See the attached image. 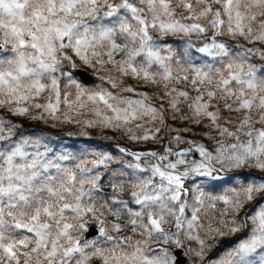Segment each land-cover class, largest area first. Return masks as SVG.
<instances>
[{
    "label": "snow or ice",
    "instance_id": "obj_1",
    "mask_svg": "<svg viewBox=\"0 0 264 264\" xmlns=\"http://www.w3.org/2000/svg\"><path fill=\"white\" fill-rule=\"evenodd\" d=\"M177 34L189 38L186 55L193 47L190 38L202 39L196 51L218 66L196 67L188 56L173 67L172 49L156 37ZM225 36L245 44L233 49L219 39ZM257 44L264 45V0H0V110L31 120L81 123L76 117L87 109L96 117L82 121L88 128L103 126L122 130L132 141H155L168 112L154 106L146 93L124 85L121 78L131 76L163 86L161 99L168 98L171 119L218 133L206 134L216 142L212 151L176 135L170 144L190 147H165L163 153L118 147L119 158L95 151L98 159H80L72 168L58 162L69 156L48 158L46 144L44 152L38 150L43 136L14 140L19 125L0 116V264L202 261L207 245L199 234V214L205 198L213 199L209 193L221 186L225 194L215 199L226 207L219 213V227L209 225L207 234L215 239L240 232L248 220L253 228L211 264H264V63L253 60L264 62V49L246 46ZM162 50L169 55H161ZM153 64L159 72L149 71ZM113 70L119 75H111ZM88 71L119 91L96 84ZM102 71L109 74L99 75ZM181 82L195 95L175 86ZM181 103L188 113L177 116ZM145 117L160 126L137 135L134 129L144 126L135 122ZM29 146L37 150L29 152ZM192 152L200 158L189 165ZM113 161L122 167L112 172L110 186L114 193L130 188L127 200L98 195L102 177L95 170ZM181 165L188 166L179 171ZM189 180L194 183L186 186ZM209 182L221 183H212L206 193L202 185ZM250 204L254 208L244 220L223 218L239 216ZM125 227L138 238L124 234ZM192 240L198 249L188 247L186 241Z\"/></svg>",
    "mask_w": 264,
    "mask_h": 264
},
{
    "label": "rangeland",
    "instance_id": "obj_2",
    "mask_svg": "<svg viewBox=\"0 0 264 264\" xmlns=\"http://www.w3.org/2000/svg\"><path fill=\"white\" fill-rule=\"evenodd\" d=\"M210 35V33H209ZM161 43L167 45L172 49V65L173 67L176 66V62L179 61L180 63H184L185 59H187L188 56L192 58V63L196 67L203 66L205 63L209 64H217L216 61H213L211 57H207L202 53H198L196 51L197 47H201L203 45V40L197 38L196 36H192L190 38L191 43L193 47L187 49V55L185 53V46L186 43L189 41L188 37L183 36L182 34H177L175 36H168L164 38L156 37ZM219 39L224 40L227 44L230 45L233 49H237L238 45L245 44V42L242 39H236L233 40L227 36L220 37ZM248 47H259L264 49V45L257 44V45H246ZM161 55L167 56L169 55L167 50H162ZM123 58V54L120 56H117V59ZM253 60H255L257 63H264L259 60L258 57H253ZM137 61L139 63H143V58L138 57ZM218 66V64H217ZM107 68H111V66H106ZM149 71L156 73L160 71V68L158 65L153 64L152 67L149 69ZM94 79L95 83H104L105 87H108L113 92H118L119 89H111L110 85H107L106 82H101L98 78V75L92 73L89 71ZM107 72H100L99 75H108ZM113 76L119 75L114 70L110 73ZM192 73H189V76L191 78ZM158 78V77H157ZM124 85L131 86L136 89V92H143L146 93L150 97V102L154 106H161L167 110L168 112V118L165 121V126L161 127V131L157 134L156 140H149V141H132L128 138V134L124 133L122 130H111L106 129L103 126L99 127H93L88 128L85 126L82 121L89 120V119H96L94 115H92L87 109L83 110V115L80 117H76V119L80 120L81 123H75V122H64L56 121L52 119L45 120H31L28 117H13L10 116L6 111L0 110V116H2L6 120H12L13 123L19 125V127L16 130V136L13 137V139H17L21 135L24 136H31L33 139L43 136L44 140L42 141L41 146L39 147V151L44 152V144L48 146L51 151L47 153L48 158L55 159L57 156L60 155H67L69 156L68 160L65 161H58L62 163L64 166L72 167L74 168L75 164L80 159H87L89 161H92L94 159H98V157L94 156L92 153L95 151H104L112 154L114 157H121L123 154L119 153L117 151L118 147H124L128 149L129 151L133 152H147V151H156L157 153H163L165 147H172L173 151H180L182 149L190 147L187 143H181L179 145L170 144L169 141L172 137L179 135L181 136L182 140L185 141H193L194 143H201L204 144L206 148H208L210 151L214 150L215 147H217L215 140H211L209 144H206L204 141H201L197 137H195L194 131H192L193 125L190 122H186L184 120H180L179 118L176 120L171 119V109L168 105V98L164 97L163 100L161 99L163 95V86L162 85H152L149 83H145L142 80H138L134 77H122ZM180 90L189 91L190 95H195L194 92L191 90V86H186L184 82H181L179 84L175 85ZM70 92H72L70 89H68ZM123 96L130 97L132 99H138L139 97L133 93H120ZM75 91L72 92V95L69 97L70 99H74ZM39 102H44L43 99H41ZM64 105H61L62 110L64 109ZM181 109V113H178L177 116L181 114H187L188 109L185 104L181 103L178 105ZM110 114V113H109ZM135 123H140L144 127L142 129H134L135 133L137 135H143L144 131L147 129H154L155 127L160 126L159 122H149L148 118L145 117L143 120L137 121ZM259 126V125H257ZM205 127V126H204ZM166 128H172V129H178L179 131H168ZM190 129V131H184V129ZM206 128V127H205ZM57 129H60L59 134ZM207 131L209 129L206 128ZM212 136H217L218 133L211 134ZM105 141V144L104 142ZM226 143H230L225 141ZM232 142V141H231ZM29 152L36 151L37 149L33 146H29L27 149ZM189 165L192 163L193 160H198L199 154L196 152H192L189 154ZM125 160H131V157H123ZM173 161L175 160V157H170ZM143 163V161H141ZM188 165H181L179 167V171L184 170V168ZM89 167H91V164H89ZM111 167V168H109ZM122 164L117 163L116 161L110 162L107 168H104L101 166L100 168L96 169L95 171H98L101 173V181L100 183L104 185H108L111 190H113L110 186L112 183L113 178L111 176L112 172L121 168ZM219 167V165H217ZM109 168V169H108ZM126 171L130 172V169H126ZM258 174V173H257ZM229 175H231L229 173ZM199 180V178H197ZM194 183V181L189 180L186 182V185H190ZM212 183H219V182H209L206 184H203L202 187L204 188L205 192L208 193V189L211 187ZM226 187L221 186L218 187L215 191L209 193L210 196L213 197V199L209 200L205 198V205L201 212L204 213H210L211 216L204 221L200 218V223L203 225V228L199 230V234L202 239L205 240L207 245V250L205 253L204 259L201 261L198 258L192 259V264H211V262L221 258L224 256L228 251H230L232 248H234L238 243H240L243 239H247L250 235L253 224L250 220L247 221L245 226L241 229L240 232L230 234L224 237H217L215 239H212L206 232L209 225L212 227H219V221L222 219V217L219 215L220 212L224 210L226 205L223 204L221 200L215 199V197L222 196L225 194ZM115 195L118 198L121 199H129L131 195V189H127L125 192H116L109 196L110 198ZM189 203L193 202V193L191 188H189V195H188ZM210 204H214L215 207H209ZM254 208L253 204L248 205L240 214L239 216L232 217L229 215L228 217H223L226 219H237V220H244L246 218V214L251 212ZM186 215L190 218V209L186 210ZM201 215V213L199 214ZM108 219L113 220L114 218L109 216ZM123 225H127V217L122 216L121 221ZM204 222L205 224H202ZM124 234L132 235L135 238L136 235L134 233H131L127 231V227H125ZM225 238V239H223ZM225 241V242H224ZM197 243V241H186L188 247L198 249L199 245L196 247L193 245ZM198 244V243H197ZM153 247H156V245H153ZM260 251L258 250L256 256L253 258L257 262L259 261L260 257Z\"/></svg>",
    "mask_w": 264,
    "mask_h": 264
},
{
    "label": "trees",
    "instance_id": "obj_3",
    "mask_svg": "<svg viewBox=\"0 0 264 264\" xmlns=\"http://www.w3.org/2000/svg\"><path fill=\"white\" fill-rule=\"evenodd\" d=\"M64 84L65 82H62L61 83V89L63 91L64 89ZM72 92L75 91L74 88H69ZM205 124L207 123V121L204 122ZM58 131V134H59V131L60 129H57ZM192 131H194L195 133V137H197L198 139H200L201 141H204L206 144H209L211 140L207 139V135H209V133L213 134L215 133V131H207L206 128L204 127V125H196V126H193L192 128ZM104 144H105V141H103ZM227 142H231V141H227ZM111 168V167H109ZM108 168V169H109ZM221 183V182H219ZM102 185V189H101V192L98 194L102 199H108L109 200V196L113 194V190L110 189V187L108 185H104L103 183L101 184ZM211 216L210 213H204V212H201V215H200V218L202 221H204L205 219L209 218ZM202 224H205L204 222H202ZM225 239V238H223ZM195 247L198 245L197 243L194 242L193 244Z\"/></svg>",
    "mask_w": 264,
    "mask_h": 264
},
{
    "label": "water",
    "instance_id": "obj_4",
    "mask_svg": "<svg viewBox=\"0 0 264 264\" xmlns=\"http://www.w3.org/2000/svg\"><path fill=\"white\" fill-rule=\"evenodd\" d=\"M80 71H84V70H82V69H80ZM88 76L91 78V80H92V76L90 75V73H88Z\"/></svg>",
    "mask_w": 264,
    "mask_h": 264
}]
</instances>
